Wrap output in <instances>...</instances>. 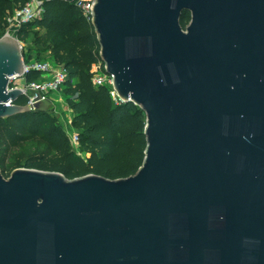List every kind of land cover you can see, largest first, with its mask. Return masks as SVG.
I'll use <instances>...</instances> for the list:
<instances>
[{"label":"water","instance_id":"water-1","mask_svg":"<svg viewBox=\"0 0 264 264\" xmlns=\"http://www.w3.org/2000/svg\"><path fill=\"white\" fill-rule=\"evenodd\" d=\"M185 13L191 22L183 27ZM124 103L146 115L128 178L0 169V264H264V0H95ZM20 41L0 38V120Z\"/></svg>","mask_w":264,"mask_h":264},{"label":"trees","instance_id":"trees-1","mask_svg":"<svg viewBox=\"0 0 264 264\" xmlns=\"http://www.w3.org/2000/svg\"><path fill=\"white\" fill-rule=\"evenodd\" d=\"M31 0H0V38L8 18ZM40 18L21 25L20 42L33 35V44L44 47L51 60L64 66L68 79L62 89L73 112L72 127L80 137L79 155L57 118L41 108L0 120V169L8 178L19 168L62 173L68 179L94 174L116 180L135 175L143 165L147 141L146 115L134 103L116 104L108 86L93 85L92 68L100 59L94 27L69 0H40ZM187 13L183 18L186 27ZM26 64L31 51L22 49ZM37 61H40L38 59ZM44 61V60H41ZM40 72L24 75L38 80ZM17 104L26 105L20 97Z\"/></svg>","mask_w":264,"mask_h":264},{"label":"built area","instance_id":"built-area-1","mask_svg":"<svg viewBox=\"0 0 264 264\" xmlns=\"http://www.w3.org/2000/svg\"><path fill=\"white\" fill-rule=\"evenodd\" d=\"M69 1L74 3L80 9L82 15L92 23L95 0ZM43 11V2L40 0H31L24 7L16 9L8 18L9 26L5 35H10L18 39L17 34L21 25L40 18ZM21 47L23 49L22 45ZM31 70L40 72L41 77L32 82H27L24 76L19 77L24 78V83L17 88H20L27 98L26 105L31 110H37L44 104L52 103L55 95H58L62 91L68 79V72L64 66L57 64L54 60L32 61L30 64H26L25 74ZM91 72L93 74L92 82L94 86H108L114 102L116 104L124 103L114 89L113 77L106 73L105 63L101 58L93 65ZM70 126L71 129L65 132L70 140L72 149L81 155L80 137L73 129L72 121Z\"/></svg>","mask_w":264,"mask_h":264},{"label":"rangeland","instance_id":"rangeland-1","mask_svg":"<svg viewBox=\"0 0 264 264\" xmlns=\"http://www.w3.org/2000/svg\"><path fill=\"white\" fill-rule=\"evenodd\" d=\"M185 21L186 26H188L191 22V13L187 14ZM21 45L25 49L26 54H29V51H31L32 61H36L38 59H40V61L51 60V54L46 51L44 47H36L33 44V35H30L26 42H21ZM23 83L24 78H14L11 80L10 88H17L20 85H23ZM41 109L51 112L57 118L58 123L62 125L65 131L71 129L70 123L73 119V112L70 109L66 97L63 95V91H61L58 95H55L52 103L42 105ZM81 155L86 156L82 150Z\"/></svg>","mask_w":264,"mask_h":264},{"label":"flooded vegetation","instance_id":"flooded-vegetation-1","mask_svg":"<svg viewBox=\"0 0 264 264\" xmlns=\"http://www.w3.org/2000/svg\"><path fill=\"white\" fill-rule=\"evenodd\" d=\"M188 14V13H187Z\"/></svg>","mask_w":264,"mask_h":264}]
</instances>
